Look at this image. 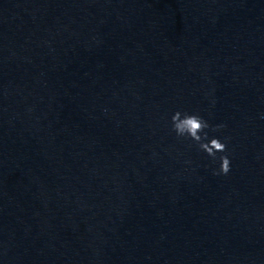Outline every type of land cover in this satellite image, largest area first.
Returning <instances> with one entry per match:
<instances>
[{
	"label": "water",
	"instance_id": "water-1",
	"mask_svg": "<svg viewBox=\"0 0 264 264\" xmlns=\"http://www.w3.org/2000/svg\"><path fill=\"white\" fill-rule=\"evenodd\" d=\"M0 264H153L0 136Z\"/></svg>",
	"mask_w": 264,
	"mask_h": 264
},
{
	"label": "clouds",
	"instance_id": "clouds-1",
	"mask_svg": "<svg viewBox=\"0 0 264 264\" xmlns=\"http://www.w3.org/2000/svg\"><path fill=\"white\" fill-rule=\"evenodd\" d=\"M226 125H212L198 113L175 111L171 116V130L178 138L190 140L200 151L214 162L219 160V168L213 170L214 175H227L231 170V161L227 154V144L217 136H209V131L219 132ZM222 154L217 156V154Z\"/></svg>",
	"mask_w": 264,
	"mask_h": 264
}]
</instances>
